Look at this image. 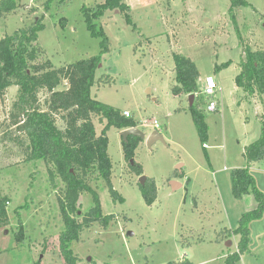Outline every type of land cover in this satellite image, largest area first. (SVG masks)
I'll list each match as a JSON object with an SVG mask.
<instances>
[{
    "label": "rangeland",
    "instance_id": "1",
    "mask_svg": "<svg viewBox=\"0 0 264 264\" xmlns=\"http://www.w3.org/2000/svg\"><path fill=\"white\" fill-rule=\"evenodd\" d=\"M15 1L17 7L0 18V38L42 17L44 28L37 38L42 61L59 68L99 54L100 38L91 34L81 8L103 0H51L48 8V0ZM244 1L233 9L239 35L229 14L230 0H124L136 29L117 10H107L98 19L109 51L95 76L104 82L109 75L111 81L95 84L92 96L128 111L146 135L156 121L163 140L147 144L143 138L127 161L120 131L108 129L111 182L124 200L111 199L97 172L87 177L102 212L113 219L106 227L93 223L84 228L70 243L76 264H168L183 256L194 264H224L235 251L239 236H231L228 247L226 240L217 241V234L224 227L235 229L241 215L257 206L252 193L233 196L230 172L246 165L242 152L259 137L264 110V99L253 101L234 83L242 46L264 49V0ZM173 53L192 60L199 72L198 108L208 126L204 147L188 96L171 93ZM222 63L228 64L215 70ZM208 75L219 89L212 96L203 94ZM66 87L63 82L58 88ZM16 88H7L0 101V195L8 199V224L0 228V264H65L58 240L64 230L57 203L62 183L57 178L52 188L44 161H27L13 139L17 132L8 116ZM45 96L39 94L41 101ZM209 101L216 102L215 111L206 110ZM93 123L99 134L102 125L96 117ZM57 125L62 128V121ZM131 161L141 165V175L131 170ZM248 172L264 194V162ZM140 176L156 185L151 205L142 197ZM171 180L181 186L173 190ZM78 204L80 218L92 206L91 196L81 194ZM247 224L249 251L236 264H264V212Z\"/></svg>",
    "mask_w": 264,
    "mask_h": 264
},
{
    "label": "trees",
    "instance_id": "2",
    "mask_svg": "<svg viewBox=\"0 0 264 264\" xmlns=\"http://www.w3.org/2000/svg\"><path fill=\"white\" fill-rule=\"evenodd\" d=\"M50 2L48 0L45 3L47 8ZM245 4L244 0H230L229 14L237 32L233 9ZM16 7L15 0H0V18ZM107 10H117L125 22L136 29L129 14V6L124 0H103L91 7L83 6L81 12L88 29L91 34L100 38L99 54L59 68H54L49 61L41 60L43 50L37 38L44 28L42 17L29 26L16 29L12 34L0 38V101L3 100L7 88L17 87L8 116L10 125H14L17 132L13 139L23 150L27 161H44L52 188H56L57 178L62 183L57 194V203L64 230L58 240L59 252L65 264L77 263L78 257L70 248V243L78 239L84 228L93 223L106 227L113 219L112 214L102 212L98 194L87 177L93 171L97 172L111 199L120 202L124 200L111 182L112 161L108 153L106 132L111 127L122 130L137 125L133 118L125 117L121 110L97 100L91 94V88L95 84L111 81L109 75H105L107 80L104 82L95 76L102 56L109 51V41L97 24ZM238 38L241 45L240 36ZM172 57L175 83L171 86V93L175 96L195 94L194 103L189 106V110L199 139L204 144L208 138V126L204 114L198 108L202 97L197 87L199 72L189 58L178 53H173ZM227 64L215 65V70H220ZM239 69L234 78L235 85L248 98L261 99L264 95V49H253L244 44ZM63 82H66L67 87L59 89ZM41 92L46 93L43 101L39 97ZM93 117L102 125L99 134L95 130ZM58 120L62 121V128L57 125ZM260 124L259 137L244 146L242 155L246 165L233 168L230 172L233 196L241 198L252 193L257 206L241 215L235 229L224 228L218 232L217 241L233 235L239 236L236 250L226 256L224 264H236L249 251L247 222L260 217L264 212V194L257 189L252 175L248 172L251 163L264 162V111L260 115ZM141 140L136 136H128L127 141H123V153L127 161L134 157V151ZM130 168L137 175L142 174L140 164L132 161ZM144 182L139 184V188L145 203L151 205L156 199V185L152 179L147 178ZM83 193L91 196L92 206L79 218L78 200ZM7 202V197L0 195V228L8 224ZM168 264L192 263L183 256Z\"/></svg>",
    "mask_w": 264,
    "mask_h": 264
},
{
    "label": "water",
    "instance_id": "3",
    "mask_svg": "<svg viewBox=\"0 0 264 264\" xmlns=\"http://www.w3.org/2000/svg\"><path fill=\"white\" fill-rule=\"evenodd\" d=\"M194 99H195V94L192 93V94L188 95L189 106L193 105ZM120 136L122 137L123 141L126 142L128 136H136V137L143 139L145 134L140 129H138L137 127H129V128L122 129L120 131ZM146 139H147V144H150L151 142H153L155 140H163V137L156 130H154L146 136ZM131 163H132V161H131ZM145 180H146V177L140 176L139 183L142 185V184H144ZM226 245L227 246L231 245V241L227 240Z\"/></svg>",
    "mask_w": 264,
    "mask_h": 264
},
{
    "label": "built area",
    "instance_id": "4",
    "mask_svg": "<svg viewBox=\"0 0 264 264\" xmlns=\"http://www.w3.org/2000/svg\"><path fill=\"white\" fill-rule=\"evenodd\" d=\"M204 83H205V87L203 89V94L206 96H212L215 94L216 90H219L215 80L213 79L211 75H208L204 78ZM216 109H217L216 102L209 101V103L206 106V110L212 112V111H215ZM122 114L125 117H130V113L126 110L122 111ZM153 127L158 132L159 125L156 121L153 122ZM203 146H205V144H203Z\"/></svg>",
    "mask_w": 264,
    "mask_h": 264
},
{
    "label": "crops",
    "instance_id": "5",
    "mask_svg": "<svg viewBox=\"0 0 264 264\" xmlns=\"http://www.w3.org/2000/svg\"><path fill=\"white\" fill-rule=\"evenodd\" d=\"M199 79V78H198ZM182 96V95H181ZM185 98L187 97V95H183ZM263 99H264V95L262 96V98L261 99H257V98H252V100L253 101H255V102H257V100L258 101H260V102H263ZM254 102V103H255ZM125 111V110H124ZM264 111V110H263ZM136 124H137V122H136ZM135 127H137V125L135 126ZM138 128V127H137ZM139 129V128H138ZM155 130V129H154ZM119 131H121V130H119ZM158 133H159V127H158ZM148 135V134H147ZM146 134H145V136H144V138H146V136H147ZM142 139V138H141ZM253 142V141H252ZM246 146V145H245ZM204 147V146H203ZM255 163H251L250 164V166H252V165H254ZM245 165H243L242 167H244ZM249 166V167H250ZM170 185H171V188L173 189V190H176L177 188H179L180 186H181V184L178 182V181H176V180H171L170 181ZM174 185V186H173ZM225 228V227H224ZM229 229H231V228H229ZM233 237H237V235H233L232 236V238ZM231 239V237H229V238H226V239H224V240H230ZM231 241V240H230ZM237 244V243H236ZM236 244H235V247H236ZM229 247V246H228ZM235 250H236V248H235ZM229 254V253H228ZM241 258V257H240ZM189 260V259H188ZM190 261V260H189ZM191 262V261H190ZM192 264H194L193 262H191Z\"/></svg>",
    "mask_w": 264,
    "mask_h": 264
}]
</instances>
